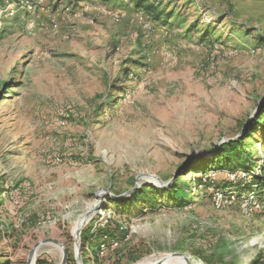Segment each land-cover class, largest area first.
I'll return each mask as SVG.
<instances>
[{
	"label": "rangeland",
	"instance_id": "374dc122",
	"mask_svg": "<svg viewBox=\"0 0 264 264\" xmlns=\"http://www.w3.org/2000/svg\"><path fill=\"white\" fill-rule=\"evenodd\" d=\"M137 1L0 7L1 264H26L49 238L77 264L79 231L81 264L175 251L197 263L216 252L224 264H264V213L247 214L242 197L221 196L217 207L213 185L229 181L221 170L181 177L194 194V178L212 182L184 208L130 197L125 213L111 197L137 176L140 187H161L153 175L170 184L193 157L209 159L250 128L251 165L264 164V119L252 127L264 97V0H145L160 20ZM88 230L90 241L99 232L117 239L100 250L83 239ZM37 249L35 264L60 263L56 245Z\"/></svg>",
	"mask_w": 264,
	"mask_h": 264
},
{
	"label": "trees",
	"instance_id": "16d2710c",
	"mask_svg": "<svg viewBox=\"0 0 264 264\" xmlns=\"http://www.w3.org/2000/svg\"><path fill=\"white\" fill-rule=\"evenodd\" d=\"M21 1L23 0H18V2ZM137 5L142 9L146 10L149 15L154 16L155 19H161V13L158 12L152 4H147V1H137ZM3 6H6L5 0H0V7ZM209 28L213 29V25H210ZM256 39L258 40L257 45H260L261 41L264 40V38L261 36H257ZM259 109L260 110L258 114L252 121V127L259 125L260 121L264 119V104ZM252 129L253 128L247 130L243 137H239V139L237 140L230 141L221 145L207 160L203 159L202 157H193V159L188 163V165L179 169L180 173L173 178V181L167 187L153 188L151 186H142L135 190L128 198L113 199L112 202L123 205L125 213L129 211L127 205L131 203V201L129 200L130 197L135 199L139 205L149 206L151 208H156L159 204V199H161V197H164V200L167 201L169 205L177 208H184L190 203V199L196 196L197 193H201L203 189L211 187L212 182L203 181L201 178L202 176L200 178H194L197 187V192L194 194L191 184L186 186V184L183 183L182 180H180L182 176L196 172H200V174L202 175H209V172L215 170H252L255 166H257V163L251 165L250 162L252 151L250 149L248 139L250 133L253 131ZM236 184L230 181H224L221 184L219 183L213 185V188L227 191L229 187H235V189H237L238 191L243 192L245 190H252L253 187L257 185L256 189L261 190L262 187H264V175L255 176L251 180V182H247L244 184L243 182H240V184L235 186ZM1 204H3L2 198L0 199V205ZM89 234V230L82 233V237L85 241L89 240ZM116 239L117 236L113 234V232H99L97 234L92 235V240H89V243H91L92 247L96 246L101 250L100 247L102 245H104V247H109L111 242L115 241ZM198 256L204 261L205 264H224L222 255L218 256L216 252H212L211 254L202 252L199 253ZM260 258L261 256L254 260L252 264H261Z\"/></svg>",
	"mask_w": 264,
	"mask_h": 264
},
{
	"label": "built area",
	"instance_id": "2783aa9c",
	"mask_svg": "<svg viewBox=\"0 0 264 264\" xmlns=\"http://www.w3.org/2000/svg\"><path fill=\"white\" fill-rule=\"evenodd\" d=\"M22 3H23L22 6H24L25 9H29V10L34 9L33 8L34 6L30 1H25ZM263 165L264 164L261 165L258 164L252 170L237 169L232 171L223 170L222 172L225 173L227 180L233 183L243 182L244 184L247 182H251V180L255 176H263L264 175ZM256 186H254L252 190H245L243 192L238 191L235 188H229L227 191L218 189L219 195L217 196L218 198L215 200V204L217 207L224 206V202L223 200H221V196L224 199H229L230 201L229 203H231L232 200L235 198L242 197L243 198L242 208L247 214L257 210L262 211L264 213V187H262L261 190H257ZM200 263L204 264L203 262Z\"/></svg>",
	"mask_w": 264,
	"mask_h": 264
},
{
	"label": "water",
	"instance_id": "95a60500",
	"mask_svg": "<svg viewBox=\"0 0 264 264\" xmlns=\"http://www.w3.org/2000/svg\"><path fill=\"white\" fill-rule=\"evenodd\" d=\"M264 104V97H262L261 99H259L257 101V109H259L262 105ZM247 123H245V125L243 126L242 130L246 127ZM197 152L193 151L192 154H196ZM203 155V154H202ZM155 180H157L160 183L161 187H167L169 185V183H165L164 181H162L159 177L157 176H152ZM141 176H137L135 178V183L134 186L129 189L127 192L122 193L120 195H112L111 197L113 199H122L125 198L129 195H131L135 190H137L138 188H140V180ZM95 210V209H94ZM80 233L81 231H79L77 233V237L75 238L76 244L78 246V250H76V261L77 264H81L82 262V256H81V250H80ZM52 243L54 245H56L61 251H62V258L59 264H68L69 261V254L68 251L65 247V245L58 239L55 238H49V239H43L38 241L30 250L29 255L27 257V263L26 264H30V260L32 258V256L34 255L35 251L37 250V248H39V246H41L44 243ZM163 256L162 258H160L159 260L151 263V264H165V259L170 258V257H181L186 261V264H196L195 260L187 253L185 252H180V251H175V252H162V253H158L155 254L153 256ZM1 264V262H0ZM134 264H138V262L134 263Z\"/></svg>",
	"mask_w": 264,
	"mask_h": 264
},
{
	"label": "bare ground",
	"instance_id": "6f19581e",
	"mask_svg": "<svg viewBox=\"0 0 264 264\" xmlns=\"http://www.w3.org/2000/svg\"><path fill=\"white\" fill-rule=\"evenodd\" d=\"M103 194L104 193L102 191H100L98 195L102 196ZM94 211H95L94 208L89 206V208L87 209V212L85 214L81 215L76 220V222H75V224L73 226V231L72 232L76 234V232L79 231V229H82L84 227V225L89 221V219L91 218V215L94 213ZM39 251H40V249H37L35 251L34 255L31 258V264H35V260H36V258L38 256V252ZM162 257L163 256H161V255L160 256H150V257H147V258L141 260L140 262H138V264H151V263L159 260ZM164 261H165V264H186V261L183 258H181V257H170V258L165 259ZM195 263L196 264H200V263H197V262H195Z\"/></svg>",
	"mask_w": 264,
	"mask_h": 264
}]
</instances>
